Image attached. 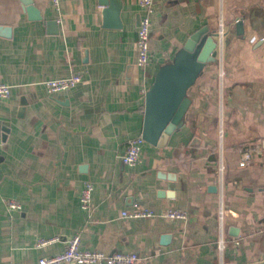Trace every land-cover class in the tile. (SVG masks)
Listing matches in <instances>:
<instances>
[{"label":"crops","instance_id":"1","mask_svg":"<svg viewBox=\"0 0 264 264\" xmlns=\"http://www.w3.org/2000/svg\"><path fill=\"white\" fill-rule=\"evenodd\" d=\"M138 1L112 0L116 28L99 0H58L57 9L0 0V26L10 28L0 36V82L10 87L0 100V264H38L74 235L82 250L134 253L137 264H264V0H153L144 68ZM220 28L216 60L188 90L184 127L122 165L158 69L192 34ZM74 73L80 84L47 93L45 82ZM136 203L155 216L122 218ZM169 210L187 218L168 220Z\"/></svg>","mask_w":264,"mask_h":264},{"label":"water","instance_id":"2","mask_svg":"<svg viewBox=\"0 0 264 264\" xmlns=\"http://www.w3.org/2000/svg\"><path fill=\"white\" fill-rule=\"evenodd\" d=\"M99 3L106 7L103 12L106 25L115 19L113 27H119V6L112 5V0H99ZM26 5L29 17L39 20V11L30 3ZM237 29L242 30L240 24H237ZM0 36L9 37L10 28L0 26ZM218 36L205 30L192 34L172 62L158 69L152 86L144 96L141 137L145 143L158 149L165 148L171 135L184 127L185 115L191 105L188 90L202 75L204 68L216 60Z\"/></svg>","mask_w":264,"mask_h":264},{"label":"built area","instance_id":"3","mask_svg":"<svg viewBox=\"0 0 264 264\" xmlns=\"http://www.w3.org/2000/svg\"><path fill=\"white\" fill-rule=\"evenodd\" d=\"M53 6L58 8V0H50ZM138 6L140 9L139 25L136 32V66L144 68L149 63V47H150V27L151 16L153 14V0H139ZM219 37H223L222 28L218 32ZM83 81L81 73H74L67 78L49 80L44 83L48 94L66 92ZM10 97V87L0 82V100H7ZM145 141L142 137H137L129 142L125 154L120 156L119 160L124 166H135L140 162V154ZM3 146L0 140V148ZM240 166H245V163H240ZM94 186L90 182H85L80 191L79 205L84 211L90 210L92 193ZM5 204L11 210H20V205L12 200L6 199ZM124 219L151 218L155 214L153 211L145 208L141 204H134L131 210H124L121 213ZM168 220H184L187 218V213L179 210H169L162 214ZM58 238L38 239L35 243L36 248H41L48 244L57 242ZM238 244V242H235ZM63 250L50 257L41 258L38 264H137L139 257L134 253H122L119 251L111 254H105L100 251H88L80 248V237L74 235L64 242Z\"/></svg>","mask_w":264,"mask_h":264}]
</instances>
